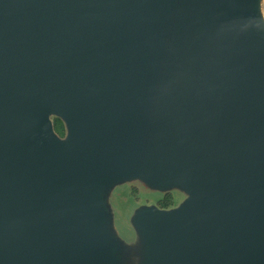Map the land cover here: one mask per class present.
Here are the masks:
<instances>
[{
	"label": "water",
	"instance_id": "water-1",
	"mask_svg": "<svg viewBox=\"0 0 264 264\" xmlns=\"http://www.w3.org/2000/svg\"><path fill=\"white\" fill-rule=\"evenodd\" d=\"M261 5L0 0V264H123L130 180L185 194L133 212L140 264H264Z\"/></svg>",
	"mask_w": 264,
	"mask_h": 264
},
{
	"label": "rangeland",
	"instance_id": "rangeland-1",
	"mask_svg": "<svg viewBox=\"0 0 264 264\" xmlns=\"http://www.w3.org/2000/svg\"><path fill=\"white\" fill-rule=\"evenodd\" d=\"M262 10L264 12V0ZM50 119L55 132L60 137H65L66 128L62 119L54 114L50 115ZM107 197V204L113 213L110 230L119 245L122 263L140 264L143 245L131 221L133 212L145 205H155L163 209L174 208L185 198V194L176 189L155 191L139 180H130L115 185Z\"/></svg>",
	"mask_w": 264,
	"mask_h": 264
},
{
	"label": "bare ground",
	"instance_id": "bare-ground-1",
	"mask_svg": "<svg viewBox=\"0 0 264 264\" xmlns=\"http://www.w3.org/2000/svg\"><path fill=\"white\" fill-rule=\"evenodd\" d=\"M259 2H260V5L262 4V0H259ZM261 7H262V5H261ZM261 15H262V18H263V21H264V12H263V10L261 9Z\"/></svg>",
	"mask_w": 264,
	"mask_h": 264
},
{
	"label": "trees",
	"instance_id": "trees-1",
	"mask_svg": "<svg viewBox=\"0 0 264 264\" xmlns=\"http://www.w3.org/2000/svg\"><path fill=\"white\" fill-rule=\"evenodd\" d=\"M162 207H166V205H162Z\"/></svg>",
	"mask_w": 264,
	"mask_h": 264
}]
</instances>
